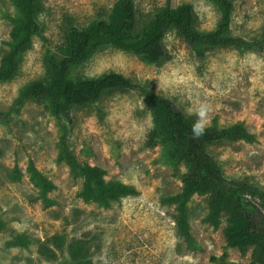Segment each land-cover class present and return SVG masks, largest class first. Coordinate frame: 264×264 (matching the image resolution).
Masks as SVG:
<instances>
[{
	"label": "rangeland",
	"instance_id": "1",
	"mask_svg": "<svg viewBox=\"0 0 264 264\" xmlns=\"http://www.w3.org/2000/svg\"><path fill=\"white\" fill-rule=\"evenodd\" d=\"M115 2L45 0L43 35L35 37L18 79L0 83V109L10 107L21 86L44 75V51L62 45L69 22L86 25ZM187 2L194 5L201 29L216 26L219 12L210 0H136L138 28L148 24L157 10ZM16 15L13 0H0V60ZM232 30L246 38L262 33L264 0H236ZM166 45L172 58L159 66L109 47L77 70L81 76L118 71L137 80L149 79L159 93L174 99L203 125L215 117L222 124L243 122L257 134L256 141L212 148L228 174L251 175L264 184V54L216 48L201 61L175 31L167 35ZM151 126V113L137 91L108 93L94 108L76 110L74 120L67 123L80 160L103 167L107 181L133 184L140 191L105 207L77 197L81 183L72 178L68 163L58 158L63 126L42 105L30 101L17 119L0 121V217L8 222L7 230L0 232V264H65L60 253L53 259L40 252L42 243L53 247L48 239L57 233L87 242L84 264H213L210 256L224 251L226 223L222 219L213 224L206 196L196 195L189 220L198 244L189 246L178 232L176 204L165 198L180 192L182 182L160 162V147L145 148ZM30 159L56 183L50 196L58 204L46 207L30 200L39 193L28 171ZM16 166L24 173L19 180L8 174ZM229 253L235 264L250 259L236 248Z\"/></svg>",
	"mask_w": 264,
	"mask_h": 264
},
{
	"label": "trees",
	"instance_id": "2",
	"mask_svg": "<svg viewBox=\"0 0 264 264\" xmlns=\"http://www.w3.org/2000/svg\"><path fill=\"white\" fill-rule=\"evenodd\" d=\"M18 15L11 18L10 38L0 60V83L18 79L36 36L43 35L45 0H13ZM219 12L213 29H201L199 17L190 2L157 10L150 22L138 28L136 0H116L109 11L86 25L69 22L64 42L55 49L44 51L45 73L19 88L8 109H0V121L10 123L20 116L30 101H34L54 118L61 121L63 133L59 141L60 160L70 166L72 178L80 181L77 197L87 203L105 207L122 197L140 193L133 184L118 180L107 181L106 170L78 158L75 143L67 130L80 108H94L111 92L137 91L152 116L145 148L160 147V162L171 168L182 182V189L165 199L176 204L174 219L178 232L189 246L198 243L189 220V206L196 195L206 196L210 212L208 219L219 225L226 223V244L222 254H212L213 264H235L229 250L236 248L242 255L250 254L247 264H264V184L251 175H230L212 148L239 140L254 142L257 134L243 122L220 123L218 117L209 124H200L194 115L186 113L174 99L159 93L152 81L137 80L118 71L98 76H81L78 67L87 63L104 48L130 52L150 64L162 65L172 58L166 37L175 31L194 52L205 61L207 51L234 48L242 53L257 51L264 54V31L253 38L237 35L232 30L236 0H210ZM99 114V113H98ZM28 171L39 193L30 197L49 207L58 204L50 196L56 183L30 159ZM9 177L19 180L22 170L16 166ZM7 220L0 217V232L7 230ZM25 246L27 242L18 236ZM53 247L41 245L40 252L49 258L64 256L65 264H84L86 241L70 240L68 233H57L48 239ZM20 242V243H22ZM66 251V252H65ZM65 253V254H64Z\"/></svg>",
	"mask_w": 264,
	"mask_h": 264
}]
</instances>
